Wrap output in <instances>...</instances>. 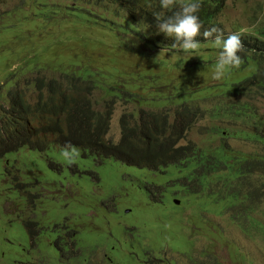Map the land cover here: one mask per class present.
<instances>
[{"label":"trees","instance_id":"16d2710c","mask_svg":"<svg viewBox=\"0 0 264 264\" xmlns=\"http://www.w3.org/2000/svg\"><path fill=\"white\" fill-rule=\"evenodd\" d=\"M227 1L200 0L202 27L218 25ZM22 10L24 18L6 19L9 13H0V54L13 52L16 57L12 48H5L11 44L24 48L17 56L22 71L9 66L8 79L0 85V161L24 148L46 153L70 144L100 164L114 159L146 169L151 203H164L169 193L192 202L190 208L203 200L221 204L224 211L245 206L252 213L258 207L264 155L234 151L222 142L182 143L197 118V98L191 94L199 85L195 76L182 82L171 73L170 59L161 55L163 50L175 51L173 44L181 41L157 35L154 29L162 20L155 13L163 17L176 7L169 14L159 0H22ZM256 35L263 36L264 29ZM0 60L11 64V57ZM257 76L252 75L254 81L241 77L233 87L247 89ZM260 88L264 91V80ZM118 103L178 109L169 119L132 108L122 115L121 137L115 140L111 126ZM259 137L249 138L264 146ZM50 164L62 167L60 160ZM164 175L168 179L159 181ZM29 231L32 238L37 236L34 226Z\"/></svg>","mask_w":264,"mask_h":264},{"label":"rangeland","instance_id":"374dc122","mask_svg":"<svg viewBox=\"0 0 264 264\" xmlns=\"http://www.w3.org/2000/svg\"><path fill=\"white\" fill-rule=\"evenodd\" d=\"M21 7L22 0H6L0 4V13H9L6 19L24 18ZM217 27L224 36L237 34L244 46L240 65L230 68L222 80L212 78L220 49L212 43L215 33L203 37L208 27L201 28L198 36L206 41L200 42L197 51L163 50L174 76L178 74L182 82L195 76V85H199L193 92L185 87L197 98L198 110L182 143L206 146L222 142L234 151L264 155V146L251 140L259 137L257 133L264 136V91L260 90L264 35H256L257 29H264V0H229ZM162 36L175 37L164 32ZM5 48L17 54L12 57L13 52H1L0 57H11V64L0 60V85L8 79L9 66L12 70L18 66L17 56L24 50L17 44ZM21 71L19 65L16 73ZM256 74L258 84L250 89L233 87L239 79L236 76L254 81L252 75ZM210 85L216 86L207 91ZM231 89L237 90L233 95L224 94ZM241 105L250 108L240 110ZM170 107L118 103L111 135L121 137L120 119L132 108L172 119L177 106ZM259 139L264 143V137ZM60 150L53 146L42 153L24 148L0 161V264H151L148 262L156 263L161 256L162 264H264V188L253 213L245 206L226 213L221 204L205 200L196 201L191 210L192 202L186 198L183 208H178L172 199L179 197L171 199L169 193L163 206L149 201L145 169L114 159L100 164L82 154L69 165L63 162ZM55 160L62 167H52L50 161ZM167 179L164 175L158 180ZM30 225L36 228L35 238L30 235ZM69 233L75 237L69 238ZM70 241L75 243L73 248Z\"/></svg>","mask_w":264,"mask_h":264},{"label":"clouds","instance_id":"9594fccd","mask_svg":"<svg viewBox=\"0 0 264 264\" xmlns=\"http://www.w3.org/2000/svg\"><path fill=\"white\" fill-rule=\"evenodd\" d=\"M159 4H160V7L162 9H168L169 14L172 12L174 7H176V10L173 11L170 15H166L163 17H161V15L159 13H155V15L157 16V19H162L157 25L154 26L156 34L157 35H159V34L163 35V32H164L170 36L174 35L178 41H181L179 44H173V49H176V50H179V51L185 52V53L197 51L200 47L201 41L197 40L196 37L201 34V28H202V23H201L199 15H198V10L200 7V0H182V2H176V3H175V0H159ZM176 4H179V5L176 6ZM214 33L216 35H215V39L212 41V43L214 44L215 47L219 48L220 51H219V55L215 61L214 69L212 70V78L215 80H222L225 78V76L228 73L230 68L238 67L240 65L242 58L239 55V53L242 51L244 46L241 42L240 37L237 34L233 33V34L224 36L222 31L215 25L208 27V28H205L202 35H203V37L208 38V37H211ZM204 41H206V40H204ZM243 41H245V40H243ZM164 57L165 56H163V54H162L161 58L164 59ZM236 78H241V77L236 76ZM263 80H264V78H263ZM256 84H258V82L252 84L251 87H253ZM251 87H247V89H244V90H248ZM261 89L263 90V88H260V90ZM207 91H210V90H207ZM212 92L217 93L216 91H212ZM228 92L229 91H226L224 94L233 95V94H228ZM226 95H223V96H226ZM217 96L219 97V95H217ZM149 106L150 105H144L142 107H146V108L150 109ZM151 106L153 107V109L154 108L157 109V105L151 104ZM248 107L250 108V106H248ZM177 109H178V107H177ZM143 110H146V113L144 115L153 114V113H149V110H147L145 108H141V110L138 112H141ZM136 113H137V111H136ZM218 114H220V113L218 112ZM257 135H262V134L257 133ZM115 140H117V139H115ZM69 149H70V151H69ZM79 155H80L79 149L75 146L70 145V144H66L60 150V156H61L63 162H65L69 165L74 163L75 160L79 157ZM4 159H2V160H4ZM146 173H147V171H146ZM146 173H145V175H146ZM95 177H96L95 180H97V176H95ZM174 197H179V198L172 199ZM171 199H172L173 203L178 208H183L182 207L183 206V198H181L180 196H171ZM175 200L180 201V204H176ZM159 204H161L163 206L166 205L165 202L159 203ZM190 209L192 210L193 208H190ZM231 211H234V210H231ZM226 213H229V211H226ZM252 213H253V211H252ZM165 224L170 225L169 223H165ZM163 258H164V256H163ZM163 262H164V260L162 259V256H161V257L156 258V263H154L152 261H149L148 263L162 264Z\"/></svg>","mask_w":264,"mask_h":264},{"label":"water","instance_id":"95a60500","mask_svg":"<svg viewBox=\"0 0 264 264\" xmlns=\"http://www.w3.org/2000/svg\"><path fill=\"white\" fill-rule=\"evenodd\" d=\"M175 203H176V204H180V201L175 200Z\"/></svg>","mask_w":264,"mask_h":264}]
</instances>
